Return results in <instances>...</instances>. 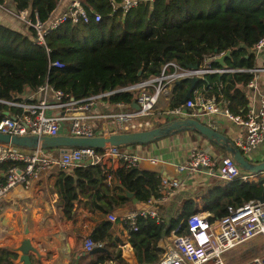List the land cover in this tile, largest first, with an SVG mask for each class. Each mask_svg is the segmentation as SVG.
<instances>
[{
  "label": "trees",
  "instance_id": "16d2710c",
  "mask_svg": "<svg viewBox=\"0 0 264 264\" xmlns=\"http://www.w3.org/2000/svg\"><path fill=\"white\" fill-rule=\"evenodd\" d=\"M6 1L0 0V4ZM13 1L16 11L27 9L45 20L59 0ZM81 1L87 11L100 13L101 20L65 22L48 35L49 53L34 43L32 29H26L23 24L14 28L0 23V99L21 101L25 88L35 91L45 83L63 91L66 99L83 98L158 76L168 61L182 67L224 68L218 62L207 61L227 50L230 53L225 58V68L249 69L254 67L250 49L264 37V0H143L126 12L120 7L122 0ZM55 60L64 66L49 67V62ZM206 77V83L218 82L214 88L217 99L227 103L231 114L245 113L248 98L244 88L253 77L251 73H214ZM189 86V78L174 82L170 107L180 104ZM134 94V91H120L108 101L130 103ZM3 110L21 112L20 108L0 102L1 116ZM11 165V162L0 163V171L5 172ZM91 168L99 166L77 170ZM119 176L122 189L134 192V197L140 200L158 195L160 178L153 171L123 169ZM259 195L262 186L255 179L253 183H233L213 194L207 209L222 217L230 208ZM188 215L189 212L172 219L168 225L150 217H138L136 229H129V242L139 264H156L163 252L158 242L173 229L184 231ZM101 247L107 248L105 244ZM87 253L96 255V261L105 262L116 260L121 252ZM16 259V252L0 249V264H16Z\"/></svg>",
  "mask_w": 264,
  "mask_h": 264
},
{
  "label": "built area",
  "instance_id": "2783aa9c",
  "mask_svg": "<svg viewBox=\"0 0 264 264\" xmlns=\"http://www.w3.org/2000/svg\"><path fill=\"white\" fill-rule=\"evenodd\" d=\"M143 0H122L120 7L123 12L137 5ZM146 1V0H145ZM0 8L17 17L26 29L33 31V41L45 47L49 53L46 39L53 31L70 21L88 23L93 20L99 22L101 14L96 11H87L81 0H71L67 8L60 14L50 13L47 19H39L37 13L33 15L27 9L16 11L8 9L5 4ZM254 48H264V37L259 39ZM217 54L214 57L220 56ZM213 58V57H212ZM62 68L63 62L50 61L49 67ZM229 68H210L208 66L182 67L175 61H168L161 67L158 76L149 77L136 84L123 88L107 90L83 98L70 97L59 89H54L48 83L37 90L51 91L54 99L48 101L40 99L36 102L25 103L21 101L0 102L21 109L14 115H0V131L18 135H47L55 136L66 134L70 136L92 137L109 135L115 132L137 131L151 128L153 125L147 117L157 109L159 98L175 81L192 78H204L208 73H223ZM238 71H247L252 74L248 87L255 86V79L263 68H239ZM220 87V84H219ZM134 91L139 108L135 109L132 102H111L116 110L111 113H97L95 108L102 102L120 91ZM221 105L217 95L210 97H190L184 104L167 106L164 116L192 117L197 115H212L223 113L235 123L242 125L245 133L235 139V145L244 153L259 146L264 140V94L260 96L257 109L249 106L243 115H233L227 109V103ZM98 121H101L99 123ZM110 121V122H108ZM111 159L119 162L121 169L138 168L141 157L124 147L107 145L96 149L93 147H64L59 154H54L50 149L40 146L35 148L19 147L13 144L0 143V163L11 162L12 165L4 172L0 180V199L16 185H29L31 178L38 172L51 168H87L92 166L102 167ZM152 163L156 158H149ZM178 172H205L216 175L230 186L233 183H260L262 186L263 200L258 198L244 202L242 205L229 209V213L222 217L210 219L202 213H192L185 220L184 231L177 229L171 231L172 239L166 245L161 258L156 264H226V252L242 245L256 236L264 239V171L258 174L243 172L230 156H224L217 166L216 160L205 150L194 148L189 151L184 162L176 165ZM158 186L159 199H167L178 187L176 179L160 176ZM138 217H150L157 222H162L159 213L154 209H135L115 216L109 215L112 220H120L131 230L136 229ZM96 241L86 237L84 247L89 250L96 245ZM244 264H264V254L255 256Z\"/></svg>",
  "mask_w": 264,
  "mask_h": 264
},
{
  "label": "crops",
  "instance_id": "0c3cea01",
  "mask_svg": "<svg viewBox=\"0 0 264 264\" xmlns=\"http://www.w3.org/2000/svg\"><path fill=\"white\" fill-rule=\"evenodd\" d=\"M70 1L59 0L53 13L63 12ZM5 7L14 9L15 2L7 0ZM0 23L14 28L23 24L17 17L1 8ZM250 51L254 54L253 68H264V48L256 50L253 47ZM229 69L231 70L223 73L238 72L239 68ZM262 71L255 79L254 87L246 85L244 88L248 98L247 107L257 109L259 106L260 96L264 94ZM206 79L204 75L191 97H210L216 94L214 88L218 82L206 83ZM173 85L174 83L167 87V92L159 98L157 109L147 117L153 126L165 121L163 112L170 106L174 96ZM20 98L25 103L54 99L51 91H33L29 88H25ZM221 105L225 108L222 100ZM115 110L116 107L109 101H104L95 108L97 113L102 114ZM15 113H17L15 110L14 112L3 110L4 115ZM192 118H199L234 143L236 138L242 137L245 133L244 127L228 118L223 111ZM194 148L208 152L216 160L217 166L224 156H229L222 147L209 142L194 131H183L152 143L124 147L125 150L141 157L137 169L153 171L157 177L165 176L178 181L175 191L163 200L156 196L141 200L134 197L135 195L126 196L119 176V171L123 169L115 159H111L102 167L89 170L54 167L38 172L31 178L29 185L26 187L16 185L0 199V249L16 252L15 263L23 264L19 260L21 252L17 248L23 239L28 238L36 249V252H30L32 264H139L129 242V228L120 220L110 219V214L119 216L135 209H154L167 225L172 219H178L187 212L202 213L210 219L217 218L207 209L208 200L213 194L224 191L231 185H226L225 181L213 174L201 171L178 172L176 169V165L184 162L189 151ZM61 149L62 147H54L51 148V152L57 155ZM246 155L256 160L264 158V140ZM149 158H156L157 161L152 163ZM90 172L94 174L92 177L89 176L92 175ZM3 177L4 171H0V180ZM171 231L158 242V246L163 250L172 239ZM86 237L97 241L96 245L105 244L106 253L112 250L116 254L119 250L121 252L119 257L105 262L96 261L98 258L96 255H87L84 247ZM249 248L254 250L255 246L250 243L243 250ZM232 250L224 255L226 264L232 261V256L237 251Z\"/></svg>",
  "mask_w": 264,
  "mask_h": 264
},
{
  "label": "water",
  "instance_id": "95a60500",
  "mask_svg": "<svg viewBox=\"0 0 264 264\" xmlns=\"http://www.w3.org/2000/svg\"><path fill=\"white\" fill-rule=\"evenodd\" d=\"M229 53L230 50H227L222 55L213 57L207 62L210 63L215 61L220 63L221 66L225 68V58L229 55ZM189 67L195 68L196 66ZM140 73L141 69L138 71V74ZM262 73H264V68ZM200 81L201 78L197 76L190 78V86L179 100L180 104H184L191 97L193 90ZM132 101L134 108L138 109V103H136L134 100ZM164 118L165 121L163 123L154 125L148 129L115 132L109 135H99L92 137L70 136L66 134H59L55 136L18 135L0 131V143L13 144L25 148H35L40 146L46 149L54 147H93L100 149L107 145L124 147L137 144H148L179 132L194 131L203 136L209 142L222 147L235 161L238 168H240L243 172L258 174L264 171V158L259 160L251 159L248 155L244 154L231 139L204 121L199 120V118L184 116L179 118L164 116ZM124 191L128 197H132L134 195V192H130L126 189H124ZM257 198L260 202L263 200L262 195H259ZM17 250L21 252L19 260L23 262V264H32L30 252L34 253L36 252V249L31 245L28 238H25L21 241V245L17 248Z\"/></svg>",
  "mask_w": 264,
  "mask_h": 264
},
{
  "label": "rangeland",
  "instance_id": "374dc122",
  "mask_svg": "<svg viewBox=\"0 0 264 264\" xmlns=\"http://www.w3.org/2000/svg\"><path fill=\"white\" fill-rule=\"evenodd\" d=\"M95 172V171H94ZM93 172V173H94ZM92 174V172H90ZM96 173V172H95ZM94 174L89 175L90 177H92ZM89 176H86L87 178H90ZM263 237L262 236H256L254 238H252L251 240H249L248 242L239 245L237 247H235L232 251L237 250L236 253L232 256V261H230L229 264H244V262H248L249 260H251L252 258H254L255 256H259L264 254V242H263ZM97 243V241H96ZM253 244L255 246L254 250L249 249H244L245 247H247L249 244ZM243 247V248H242ZM242 248V249H241ZM227 256V255H226Z\"/></svg>",
  "mask_w": 264,
  "mask_h": 264
},
{
  "label": "bare ground",
  "instance_id": "6f19581e",
  "mask_svg": "<svg viewBox=\"0 0 264 264\" xmlns=\"http://www.w3.org/2000/svg\"><path fill=\"white\" fill-rule=\"evenodd\" d=\"M102 245H95L94 247H91L87 252L90 253H98V252H105V248L101 247Z\"/></svg>",
  "mask_w": 264,
  "mask_h": 264
}]
</instances>
